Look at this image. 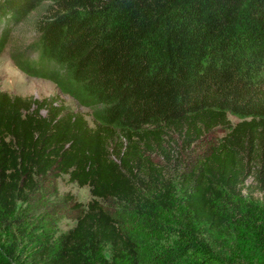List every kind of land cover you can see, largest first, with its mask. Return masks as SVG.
<instances>
[{"label":"trees","instance_id":"trees-1","mask_svg":"<svg viewBox=\"0 0 264 264\" xmlns=\"http://www.w3.org/2000/svg\"><path fill=\"white\" fill-rule=\"evenodd\" d=\"M32 13L36 57L14 64L94 125L0 91V264H239L231 235L264 236V0H0L7 28ZM49 174L89 188L74 226L3 238V217ZM177 196L181 224L156 221ZM111 201L175 240L141 263Z\"/></svg>","mask_w":264,"mask_h":264},{"label":"rangeland","instance_id":"rangeland-1","mask_svg":"<svg viewBox=\"0 0 264 264\" xmlns=\"http://www.w3.org/2000/svg\"><path fill=\"white\" fill-rule=\"evenodd\" d=\"M35 13L25 20L7 28L0 18V91L10 95L48 99L62 104L68 110L78 112L93 126L92 109L82 105L72 94L66 93L51 79L28 74L19 69L12 60V55L37 40L34 30ZM2 20V21H1ZM6 32V33H5ZM31 48V47H30ZM30 58L36 53L29 49ZM44 113V111H42ZM235 123L236 118L231 117ZM258 197H262L258 195ZM89 188L79 187L69 182L66 175L55 177L49 174L37 181V188L24 203H18L16 210L3 217V238L12 234L19 241H26L30 236L42 238L46 235L65 232L74 226L76 218L83 212L90 200ZM77 205H81L79 208ZM116 218L120 219L136 239L141 263L149 261L153 254L175 240V235L151 230L150 220L136 215L126 206L107 203ZM155 220L159 223L176 227L182 222L181 204L178 199L170 209H159ZM232 260L239 264H264V236L256 235L251 229L240 228L230 238ZM105 253L108 254L107 250Z\"/></svg>","mask_w":264,"mask_h":264}]
</instances>
